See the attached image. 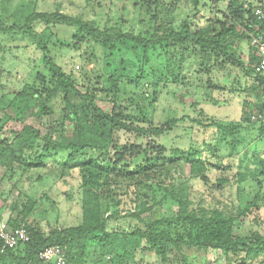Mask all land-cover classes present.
<instances>
[{
	"label": "rangeland",
	"instance_id": "374dc122",
	"mask_svg": "<svg viewBox=\"0 0 264 264\" xmlns=\"http://www.w3.org/2000/svg\"><path fill=\"white\" fill-rule=\"evenodd\" d=\"M160 2L163 4L171 0H0V144L13 140L26 126H33L41 132L42 143L47 136L60 141L61 134L51 130L61 127L64 115L62 110L69 106L65 97L53 95L43 106L42 100L37 102L22 93L25 85H33L42 91L52 88L51 74L44 62L47 56L68 77L84 86V90L96 86L102 88V93L97 96V103L106 112H111L115 106H123L129 122L136 126L150 122L154 127L167 128L172 120H178L170 133L156 141L160 147L165 148L166 164L161 165L159 173L154 177L155 182L169 185L168 175L176 172L174 186L186 194L193 209L204 208L234 216L236 236L248 235L253 231L264 234V207L255 210L248 218H237L241 205L239 189H244V186L237 183L238 174L250 172L256 155L264 159V136L245 126L240 133L246 140L237 144L236 150H232L227 143H219L216 151L210 152L212 149L205 145L212 141L215 143L217 138L215 129L204 127L210 120L236 124L242 121L244 109L255 111L251 102L258 91L246 89L249 86L248 79L253 77L250 60L253 53L252 37L238 40L232 46V52L239 57L243 67L232 66L224 61V71L213 70L208 75L199 72L200 61L193 56L182 75L185 84L170 83L168 86L156 87L155 100L151 103L148 97L154 94L155 83L139 79L135 75L134 65L126 69L120 66L119 59L133 62L136 60L134 55L122 50L115 53L116 60L100 47L95 48L92 43L77 45L75 50L73 47L78 41L73 37L76 30L63 24L37 21L31 26L34 36L27 27L28 17L33 12L47 16L61 12L95 22L100 29L116 28L125 33L149 37L160 25L154 19ZM255 2L264 5V0ZM205 4L206 8L200 7L194 13L189 1H180V12L186 17L182 18L178 12L174 13L175 25L188 21L202 26L209 23V20H219V12L225 10L227 0H205ZM44 46L48 52L43 50ZM214 62L215 60L212 61V69L218 67ZM112 76L119 82L117 89H114L110 81ZM114 90L116 97L110 95V92L115 93ZM42 95V98H46V92ZM20 99L23 100L21 108H26L25 110H18ZM81 101L74 99L71 105ZM42 106L53 112L47 116H39L38 111ZM73 127L74 125L66 123L63 134L71 136ZM115 137L117 144L122 147L137 144L145 148L152 142L149 138L138 139L124 132H119ZM191 149L202 152L203 164L207 168L206 182L190 178V167L183 165L185 160L182 155L174 157L172 154L176 150L187 154ZM94 156L98 157L97 154L90 157ZM130 159L128 171L132 173L142 160H134L133 157ZM55 160L58 158L49 163L53 164ZM33 161L32 154L25 157L24 164L16 163L9 169L0 164V222H8L10 218L17 219L19 212L32 204L34 206L27 222L48 237L56 229L99 226L113 213H117L115 219L108 221L107 226L110 232L124 235L118 237L113 246L102 248L92 245L86 247L85 251L79 247L69 249L65 246L66 252L84 253V264H163L157 255L147 252L146 242L142 241L136 246L129 242L130 236L127 234L133 221L128 219L124 222L122 218L127 214L138 213L147 221L161 219L166 209L155 204L159 201H154V196L159 200L165 195V191L157 193V189L149 190L145 180L133 182L121 178L120 183L114 184V181H110L114 177L112 176L107 178L111 184L110 189L119 188L118 191L108 194L102 190L101 195L93 194L86 198L78 169L66 170L64 175H60L57 173L61 169L60 163L42 169L27 167ZM260 170L259 168V172ZM39 177L43 179L38 180ZM258 206L262 204L259 203ZM89 209L92 212L97 210L98 217L91 216ZM176 209L177 206L174 207ZM203 256L206 257V264H235L237 260L235 256L213 249ZM247 263L254 264L255 261L249 260Z\"/></svg>",
	"mask_w": 264,
	"mask_h": 264
},
{
	"label": "trees",
	"instance_id": "16d2710c",
	"mask_svg": "<svg viewBox=\"0 0 264 264\" xmlns=\"http://www.w3.org/2000/svg\"><path fill=\"white\" fill-rule=\"evenodd\" d=\"M180 1L182 0L159 3L154 19L160 25L149 37L125 33L116 28L100 29L95 22L61 14V12H56L51 16L33 12L28 17L27 27L31 30V26L37 21L63 24L76 30V35L73 37L78 41L73 47L75 50L78 48L77 45L92 43L95 48L100 47L109 56H114L116 60L115 53H120L122 50L131 56L134 55L136 60L133 62L123 58L119 59L120 66L126 69L134 65L135 75L139 79L151 80L155 83V90L151 83L149 84L155 91L151 97H148L152 103L155 100L156 87L161 88L162 85L168 86L170 83L185 84L182 75L193 56L200 61L199 72L208 75H211L213 70L224 71V61L232 66L241 65L243 67L239 57L232 52V46L238 40L264 33V24L255 16V9L260 7L264 10V5L261 6L255 0H227L225 10L219 12L221 18L214 21L209 20V23L202 26L188 21H184L179 26L175 25L174 13L178 12L182 18L186 17L180 12L182 11L179 6ZM187 1L192 6L191 10L195 11L194 13H197L200 7L206 8L205 0ZM216 1L218 0H213V2ZM245 4H248V8H245ZM219 13L214 14L218 16ZM30 34L34 36L33 30ZM43 50L48 52L46 46ZM213 60L218 66L215 69H212ZM250 60L253 77L248 79L249 86L246 89L252 91L251 87H255L257 91L264 87V73H256L254 70L259 62L255 53H252ZM44 62L51 74L52 88L42 91L33 85H25L22 93L37 102L42 100L43 106L50 101L53 95L65 97L64 100L69 106L62 110L64 115L61 127L51 130L53 133H60L61 139L55 141L47 136L44 139L45 142L42 143L41 132L33 126H26L22 132L16 134L13 140H6L0 144V164L9 169L16 163L24 164L25 157L33 154L34 161L28 164L29 168L42 169L48 165L60 163L61 169L57 172L60 175H64L66 170L78 169L81 188L86 198L93 194L101 195L102 190L108 194L118 191L119 188L110 189L111 184L107 178L112 176L114 179L110 181H114V184L120 183L121 178L133 182L145 180L149 190L157 189V193L165 191V195L161 194L159 200L154 196V201H159L155 204L164 207L166 212L159 220L147 221L142 219L138 213L127 214L122 218L124 222L128 219L133 221L127 235L130 236L129 242L134 246L140 245L142 241L146 242L147 252L157 255L163 264H206L204 261L206 257L203 255L210 249L221 250L227 255L237 257L235 264H249L247 263L249 260L255 261L254 264H264V234L253 231L248 235L236 236L233 228L236 221L234 216L204 208L193 209L192 204L185 197L186 194L174 186L176 172L168 175L169 185L155 182L154 177L159 173L161 165L166 164L165 148L160 147L156 141L170 133L178 120H172L167 128L154 127L150 122L145 121L147 125L136 126L129 122L123 106H115L111 112H106L98 106L97 96L102 93V88L96 86L93 89L84 90V86L68 77L51 58L46 56ZM109 67L112 66L109 64ZM110 81L114 89H117L119 82H116L114 76L110 78ZM261 91L264 98V88ZM43 92H46V98H42L44 97ZM114 92V94L110 92V95L116 97V90ZM74 99L82 101L71 105ZM22 101L18 100V110L26 109L21 108ZM255 111L264 112V101H259L255 106ZM255 111L244 109L242 121L236 124L210 120L209 124H205L204 127L215 129L217 138L215 143L213 141L206 143V148L209 147L212 149L210 152H214L217 144L227 143L232 150H236V145L246 140L245 136L240 133L245 126L249 127L252 132L264 136V125L251 120V115ZM52 112L43 107L38 111V115L47 116ZM66 123L74 125L71 136L63 134ZM119 132L134 135L138 139L149 138L152 142L145 148L137 144H127L122 147L117 144L115 137ZM93 154H97L98 157H90ZM172 154L174 157L182 155L185 160L183 165L190 167V178L203 179L204 182L208 180L202 152L191 149L187 154L180 153L179 150ZM130 157L134 160H142V163L138 164L132 173L128 171ZM56 158L58 160H55L53 164L49 163L50 160ZM119 171L120 174H118ZM42 179V177L38 178V180ZM237 183L241 187L244 186V189H239L241 205L237 218H248L255 210L264 207V159L256 155L250 172H239ZM259 203L262 206H258ZM33 206L32 204L27 205L19 212L17 219L10 218L7 222L13 228H26L31 235L30 242L21 244L16 249L1 252L3 244L0 241V264H43L39 260V253L47 247L60 245L69 249L79 247L80 250L85 251L86 247L92 245L102 248L113 246L118 237L124 235L109 231L108 221L115 219L118 215L113 213L99 226L56 229L46 237L27 222ZM175 206H177L176 210H174ZM89 213L91 216L98 217L99 215L97 210L92 212L89 209ZM66 256V264L85 263L84 253L68 252Z\"/></svg>",
	"mask_w": 264,
	"mask_h": 264
},
{
	"label": "built area",
	"instance_id": "2783aa9c",
	"mask_svg": "<svg viewBox=\"0 0 264 264\" xmlns=\"http://www.w3.org/2000/svg\"><path fill=\"white\" fill-rule=\"evenodd\" d=\"M248 8V4H245ZM255 16L264 24V10L260 7L255 9ZM251 46L253 53L259 58V62L255 65L256 73H264V33L257 34L251 38ZM251 120L255 123L264 125V112L255 111L251 115ZM31 240V235L24 227L13 228L7 222H0V241L3 244L2 251L8 249H16L19 245L27 244ZM66 249L63 246L55 245L45 248L39 253V260L43 264H66Z\"/></svg>",
	"mask_w": 264,
	"mask_h": 264
},
{
	"label": "crops",
	"instance_id": "0c3cea01",
	"mask_svg": "<svg viewBox=\"0 0 264 264\" xmlns=\"http://www.w3.org/2000/svg\"><path fill=\"white\" fill-rule=\"evenodd\" d=\"M264 88V87H263ZM263 88H261V89H259V90H255V87H251V89H252V92H257V94L254 96V98L252 99V102L251 103H253L254 104V106H256L258 103H259V101H264V98H263V96L261 95L262 93H259V92H261V90H263ZM250 104V103H249ZM247 107H248V105H247Z\"/></svg>",
	"mask_w": 264,
	"mask_h": 264
}]
</instances>
